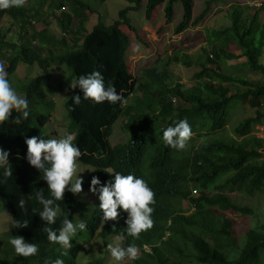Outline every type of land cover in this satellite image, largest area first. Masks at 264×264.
Wrapping results in <instances>:
<instances>
[{
	"label": "trees",
	"instance_id": "trees-1",
	"mask_svg": "<svg viewBox=\"0 0 264 264\" xmlns=\"http://www.w3.org/2000/svg\"><path fill=\"white\" fill-rule=\"evenodd\" d=\"M128 1L136 6L122 10L117 22L111 26L99 22L90 33L83 35L79 45L71 46L49 36L45 28L34 35H29L27 28L33 29V20L44 5L49 4L64 37L75 35L72 31L75 21L79 20L84 28L86 18L83 16L90 10L84 0H25L20 8L0 9V58L9 65V82L19 63L38 65L45 72L44 76L21 87L29 101V117L19 126L11 123L12 117L0 125V148L9 152L8 160L13 170L12 176L0 183V202L12 220H28L27 228L15 229L16 235L29 243H36L39 248L35 256L27 258L18 257L11 251L10 262L47 264L60 257L64 264H77L81 251L74 246L62 249L47 240L44 223L31 211L40 207L34 193L43 188L47 196V185L39 179L38 170L24 160L25 137H55L45 134L50 117L42 114L40 109L55 107L54 102L44 96V89L51 88L49 70L57 65L70 72L69 80L93 70L100 71L105 82L111 81L126 102L138 90L140 97H136L129 107L126 103L120 107L119 104H94L83 99L79 105H73L71 95L82 93L78 89L68 90L69 132L74 134L73 143L82 151L79 162L93 168L84 186L86 190H89L93 176L103 184L111 179L109 171L124 175L132 173L146 181L154 193V203L151 205L152 227L141 232L136 240L125 234L126 213L120 209L117 220L101 224L98 194L93 192L95 204L90 206L88 202L83 203L81 197L65 191L64 199L58 202L61 212L55 224L49 227L57 229L65 217L73 221L84 219L92 235L97 234L101 239L122 236L123 247L134 243L140 256L132 260V264H264V213L237 205L223 193L228 188L248 197L264 192V155L261 153L264 152V140L255 137L249 141L251 136L246 132L243 133L246 140L236 139L242 137L244 129L260 125L264 119V63L261 62L264 57V22L261 21V9L245 16L242 8L231 6V25L208 31L211 53L206 52L205 59L197 62L186 60L187 65L196 64L201 70L195 75L198 83L185 89L180 84H169L171 75L166 69H147L140 82L134 79L127 65L132 41L122 27L127 26L136 33L127 15L138 9L142 0ZM177 2L183 6L182 21L175 29L177 35L199 25L210 4L208 2L207 8L194 20V0H149L147 19L165 4L166 22L171 23ZM6 18L20 23L17 43L9 40L10 30L3 27ZM33 43L39 47H34ZM232 45L239 50V55L230 51ZM54 46H61L63 52L49 56L41 54L42 48L52 49ZM5 53H8L6 58L3 57ZM240 60L253 76H261V79L238 77L214 68L222 61ZM68 81L63 90L67 89ZM171 99L178 105L171 111L160 113V108ZM243 103L258 106L256 117L237 125L233 132L235 138L220 137L229 125L233 109ZM128 112H132V120L127 126L130 139L113 147L109 141L112 127ZM180 119L189 122L193 133L189 141L196 145L176 151L166 146L161 137L166 127ZM212 187L213 191L210 190ZM193 190L200 193L199 198H192ZM30 194L32 199L29 200ZM22 196L26 201L24 210L17 206ZM175 202H188L194 206L195 212L184 215L176 210ZM213 208L250 219L249 230L241 238L234 237L233 222L218 217ZM62 252L67 254L61 256ZM0 264H5L1 255ZM89 264L103 263L95 260Z\"/></svg>",
	"mask_w": 264,
	"mask_h": 264
},
{
	"label": "rangeland",
	"instance_id": "rangeland-1",
	"mask_svg": "<svg viewBox=\"0 0 264 264\" xmlns=\"http://www.w3.org/2000/svg\"><path fill=\"white\" fill-rule=\"evenodd\" d=\"M84 1L89 5L90 10L84 13L85 16H83V18H86L85 23H83L84 28L79 24V20L75 21L72 27V31L75 35L64 37L63 33L59 30L56 19L52 16L49 4L44 5L42 11L37 15L36 21L33 20V29L28 27L27 33H29V35H34L35 32L42 31V29L45 28L49 32V36H53L57 41L64 40L69 46L79 45L83 35H85V33H90L99 22H102L106 26H111L120 19L119 15L122 10L136 6L135 3L132 4L128 0ZM148 1L149 0H142L140 6L137 7L138 9L131 10L127 15L130 23L136 28V33L131 32L127 26L122 27V30L129 34L132 41L127 55L129 70L134 79L140 82L144 76V71L147 69H166L171 75L169 84L171 86L180 84L185 89H189L198 83L195 79V75L201 70L196 64L191 66L187 65L186 60L189 59L191 62H197L199 59H205L206 52L209 54L211 53L208 31L224 29L231 25V6L242 8L245 16H249L257 10V6H254L253 0H194V20L207 8V3L209 2L207 15L199 25L191 26L184 33L177 35L175 29L181 23L183 17L182 3L177 2L174 4L173 21L167 23L164 11L165 4L158 7L151 15L150 19H147ZM259 9H261V21L264 22V7ZM3 27L10 30L8 36L9 40L17 43L20 23L6 18L3 21ZM33 46L39 47L37 43H33ZM203 50H205V52ZM230 51L235 55L240 54L239 50L233 45L230 47ZM62 52L63 49L61 46H54L52 49H41V54L43 56H49L50 54L59 55ZM3 57H8V53H5ZM261 62L264 63V57L261 59ZM241 63V60L229 63L222 61L215 65L214 68L238 77H248L256 81L261 79V76H253V74L247 70V67L241 65ZM0 65H2L7 72L9 67L8 63L0 58ZM49 72L52 76L51 88L45 87L44 96L48 101L54 102L55 107L50 109L42 108L40 112L50 117V121L44 129L45 134L59 137L70 130L71 120L66 109L68 90H63V85L69 80L71 75L64 66L57 65H53ZM44 75L45 72L42 71L38 65L28 66L19 63L15 73L10 76L9 83L18 95L25 96L21 87L31 82L34 78ZM232 92H234L233 89ZM137 93L138 90H136L134 96H130L129 100L126 102L127 107L134 103L133 101L136 97H140ZM175 105H178L176 101L173 99L169 100L160 108V113L171 111ZM257 107L258 106L248 103L236 106L231 113L228 127L219 136L226 139L235 138L233 134L234 128L248 119L255 118L259 111ZM131 120L132 112H128L127 115L121 116L113 125L112 136L109 140L111 146L114 147L118 144H125L130 139L131 132L127 126ZM245 132L249 133L251 136L248 138L249 141L255 137L264 139V119L261 120L260 125L254 128L247 127L244 129L242 131V137L236 139L239 141L243 139L246 140L247 137L243 135ZM193 145H196V143L188 141L184 150H188V148ZM261 153L264 155V152ZM81 171L84 172L80 173ZM92 172L93 168L91 166H87L80 162L78 163V174L83 177L84 182L82 184V192L77 194V196H79V198L81 197L83 203L88 202L90 206L95 204L96 198L95 195L89 190H86L84 186L87 184ZM210 190L213 191V187L210 188ZM223 193L230 196L237 205L247 206L264 213V192L257 194L255 197H248L228 188L224 190ZM199 197L200 193H195L193 190L192 198L197 199ZM175 203L176 210L184 215H191L195 212L194 206L188 202ZM213 210L218 217H224L233 222L235 225L233 230L234 237H243L251 226L250 219H245L238 213L232 211L222 212L216 208H213ZM12 222L11 215L0 202V255L5 264H13L10 262L12 256L9 255V252L13 251V249L8 243V239L10 236L17 235L15 229L11 228ZM116 238L117 236H111L106 239H101L97 234L92 235L88 230L77 233L72 241H70L72 246L78 247L81 250L77 258V264H89L95 260H100L103 264H117V262L111 258L110 252L107 249L108 244H115L117 242L123 247V239L117 241ZM147 251H149V249H147ZM138 256H140L139 251L137 257ZM122 264H132V260H124Z\"/></svg>",
	"mask_w": 264,
	"mask_h": 264
},
{
	"label": "clouds",
	"instance_id": "clouds-1",
	"mask_svg": "<svg viewBox=\"0 0 264 264\" xmlns=\"http://www.w3.org/2000/svg\"><path fill=\"white\" fill-rule=\"evenodd\" d=\"M24 3L25 0H0V9L20 8ZM7 75L3 66L0 65V125L8 122L12 117L11 123L19 126L30 115L29 101L24 95H18L10 86ZM75 89H78L82 95H71L73 105H79L82 99L94 104L104 102L119 104L120 107L126 103L125 98L117 92L113 83L111 81L106 83L102 73L97 70L72 77L68 81L66 90ZM13 113L15 116L12 115ZM192 135V129L187 119H180L173 121L163 130L161 139L166 146L181 151L186 147V143ZM74 138L75 136L71 132H65L58 138L44 139L40 135L24 138L26 145L24 160L38 170L39 179L46 183L48 193L45 196L43 188L34 193L35 200L40 207L33 208L31 211L44 223L43 231L47 233V240L59 245L62 249L71 248L70 241L77 233L87 230V224L81 218L73 221L65 217L57 229L49 227L55 224L56 218L61 212L58 202L64 199L65 191L73 196L82 192L84 180L78 174V163L82 151L73 143ZM8 157L9 152L0 148V183L12 176L13 170ZM108 174L111 177L109 181L101 184L99 178L93 176L89 186L90 192L98 194L99 209L102 213L100 222L104 224L106 221L117 220L120 215L118 209H120L121 212L126 213L125 234L136 240L141 232L152 227L153 208L151 205L154 203V193L144 179L132 173L124 175L120 172L111 173L109 171ZM28 198L32 199V194ZM25 203L22 196L17 206L24 210ZM28 223V220L13 219L11 228H27ZM116 239L119 241L123 237L118 236ZM8 243L18 257L35 256L39 251L36 243H29L22 236H10ZM107 249L117 264H122L125 259L135 260L138 255V248L134 243L126 247H121L118 242L110 243L107 245ZM66 254V252H62L61 256ZM47 264H64V260L57 257L48 261Z\"/></svg>",
	"mask_w": 264,
	"mask_h": 264
},
{
	"label": "built area",
	"instance_id": "built-area-1",
	"mask_svg": "<svg viewBox=\"0 0 264 264\" xmlns=\"http://www.w3.org/2000/svg\"><path fill=\"white\" fill-rule=\"evenodd\" d=\"M257 6V9H259V8H262V7H264V1H262V0H260V1H254V6ZM255 6V7H256ZM264 140V139H263ZM263 160H264V157H263ZM196 193V192H195Z\"/></svg>",
	"mask_w": 264,
	"mask_h": 264
}]
</instances>
